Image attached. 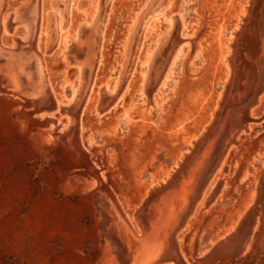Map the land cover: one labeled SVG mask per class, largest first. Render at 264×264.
I'll use <instances>...</instances> for the list:
<instances>
[{
  "label": "rangeland",
  "instance_id": "rangeland-1",
  "mask_svg": "<svg viewBox=\"0 0 264 264\" xmlns=\"http://www.w3.org/2000/svg\"><path fill=\"white\" fill-rule=\"evenodd\" d=\"M0 51V264H264V0H0Z\"/></svg>",
  "mask_w": 264,
  "mask_h": 264
},
{
  "label": "bare ground",
  "instance_id": "bare-ground-1",
  "mask_svg": "<svg viewBox=\"0 0 264 264\" xmlns=\"http://www.w3.org/2000/svg\"><path fill=\"white\" fill-rule=\"evenodd\" d=\"M2 57L3 56H1L0 51V58ZM1 64L0 70L7 73L15 86L20 85V80L22 79L21 74L23 73L24 69L19 64L14 63V61L11 62L9 58H6V61L2 65ZM80 64L83 65L84 61H82ZM2 66L4 67L3 69ZM116 225L117 226H113L114 233L119 236L120 241L129 251V264H149L153 260L155 253V247L152 242L149 239L146 240L145 238L134 241L123 225H119V222L116 223Z\"/></svg>",
  "mask_w": 264,
  "mask_h": 264
}]
</instances>
